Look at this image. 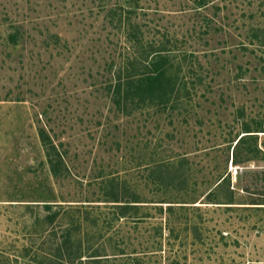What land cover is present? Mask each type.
Segmentation results:
<instances>
[{
	"label": "rangeland",
	"instance_id": "374dc122",
	"mask_svg": "<svg viewBox=\"0 0 264 264\" xmlns=\"http://www.w3.org/2000/svg\"><path fill=\"white\" fill-rule=\"evenodd\" d=\"M0 264H264V0H0Z\"/></svg>",
	"mask_w": 264,
	"mask_h": 264
},
{
	"label": "trees",
	"instance_id": "16d2710c",
	"mask_svg": "<svg viewBox=\"0 0 264 264\" xmlns=\"http://www.w3.org/2000/svg\"><path fill=\"white\" fill-rule=\"evenodd\" d=\"M153 53V56L149 60L140 62L141 69H139V72L124 71L123 73H118L116 75L114 91L117 95H120L121 92L126 94L135 92L140 98L148 96L152 99L155 98L160 102L166 101L168 96L175 90L176 81L169 73V61L167 60V57L159 53V50H154ZM242 136L243 135L239 137L237 142L240 141ZM40 137L47 149L50 168L55 172L57 167L53 158H51V152H56V147L42 129H40ZM116 206L119 208L118 216H122L127 212L126 210L128 208H131V206L134 205L127 202L116 204ZM168 206V209L172 208L171 205ZM43 207L46 210H49L50 203H43ZM54 215L55 214L52 213L48 215V217L52 219Z\"/></svg>",
	"mask_w": 264,
	"mask_h": 264
}]
</instances>
